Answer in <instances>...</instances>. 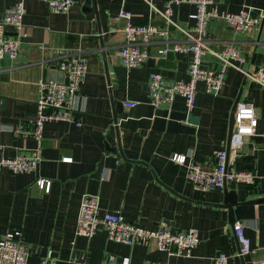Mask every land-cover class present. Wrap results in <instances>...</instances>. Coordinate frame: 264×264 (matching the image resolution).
Masks as SVG:
<instances>
[{"label":"crops","instance_id":"1","mask_svg":"<svg viewBox=\"0 0 264 264\" xmlns=\"http://www.w3.org/2000/svg\"><path fill=\"white\" fill-rule=\"evenodd\" d=\"M19 1L26 11V37L15 60H0V146L7 158L39 149L41 160L31 173L0 172V239L20 231L29 251L28 264H38L48 252L58 264H101L108 255L118 262L128 258L130 264H209L218 253L228 256V264L259 262L264 256V203L248 202L264 199V88L228 68L218 94L208 95L203 84L197 85L190 114L180 97L174 98L170 109L154 110L147 90L150 74L188 79L187 55L169 51L160 56L158 51L185 44L186 39L170 27L167 40H152L146 64L125 69L116 53L124 44V21L115 18L123 10L131 13L133 24L162 29L164 20L154 8L163 10L172 0H94L92 19L83 12L85 0H76L65 14L51 12L41 0H0V14ZM215 2L228 13L264 12V0ZM195 12L191 3L173 5L172 18L190 32ZM7 33L16 37L10 29ZM206 40L215 53L226 43L236 46L244 59L243 69L264 67V22L256 30L238 34L222 20L211 19ZM57 49L80 54L88 63L75 104L81 126L49 122L38 145L31 138L16 137L14 129L31 130L40 80L65 81L58 70ZM203 67L221 71L211 53L203 57ZM238 96V102L253 104L257 128L234 158L229 152V158L236 171L251 172L256 179L253 185L226 184L239 204L233 208L235 223L231 225L226 209L209 205L222 204L224 189L193 190L184 167L171 162V157L191 156L202 170L211 172L214 152L227 151L230 112ZM126 101L137 104L127 109ZM62 158L71 161L65 163ZM37 180L50 182L48 193L37 187ZM85 195L98 198L101 216L119 213L147 230L160 222L174 232L194 228L200 243L184 258L157 251L154 241L131 247L111 242L102 228L92 238L78 237V208ZM238 224L244 226L250 241L251 253L244 257L237 256L233 228ZM73 257L81 259L74 262Z\"/></svg>","mask_w":264,"mask_h":264},{"label":"built area","instance_id":"2","mask_svg":"<svg viewBox=\"0 0 264 264\" xmlns=\"http://www.w3.org/2000/svg\"><path fill=\"white\" fill-rule=\"evenodd\" d=\"M53 13L65 14L72 9L76 0H41ZM191 3L196 12L192 16L195 22L194 29L187 31L179 27L172 18L173 5ZM154 11L164 20L165 26L159 29L153 25H136L131 22L132 15L127 11H120L116 21H124L122 33L124 44L116 52L120 66L125 69L141 67L150 59L149 46L154 38L165 41L168 38L169 28L174 27L183 34L185 44H175L172 47L164 46L158 51L160 56H165L169 51L181 53L189 57L188 79L169 80L157 73L149 76L147 86L148 97L154 110L161 108L170 109L175 97L183 99L188 114L194 108L197 85L203 84L204 92L216 95L224 85V70L233 68L242 74L250 83L264 88V67L255 70L243 69L244 59L232 43L224 44L219 53L211 52L207 43L208 24L211 19L222 20L234 33L246 34L259 28L264 22V12L253 13L248 9L237 13H228L219 10L215 0H172L163 10L154 8ZM25 7L22 1L7 8L0 14V60L7 58L11 61L18 57L20 46L26 37L23 33V18ZM7 29L12 30L16 37L10 36ZM58 59V70L64 74L63 83L50 80H40L38 98L35 103V118L31 130L26 131L22 126L14 129L16 137L31 138L38 145L43 138L45 124L49 122H64L80 127L76 117V100L78 93L88 73L86 58L80 54L57 49L54 51ZM211 53L218 61L221 71L203 67V57ZM136 102L126 101L123 106L127 109L136 106ZM234 132L229 142V151L219 150L214 152V167L211 172H205L192 161L191 156L173 155L171 162L184 167L185 177L193 190L209 192L223 190L226 184L232 182L253 185L256 177L251 172H238L230 160L229 152L233 158L244 144L246 138L256 134L257 118L255 108L250 102H238L234 118ZM41 160L39 149L27 151L13 158L2 154L0 146V172L8 171L14 174H27L36 169ZM70 158H62V162H70ZM39 189L48 193L50 182L37 180ZM102 228L109 241L125 246L145 245L154 241L157 251L169 257L189 258L192 250L200 243L198 232L194 228L186 231L174 232L160 222L154 230L141 228L136 223L127 221L121 214H99V201L96 196L85 195L80 201L75 235L83 238H92ZM238 252L237 256L244 257L251 253L250 241L244 234L242 224L233 228ZM29 251L21 238L18 230L6 233L0 239V264H28ZM80 257H73L72 261H79ZM228 256L218 253L210 259L209 264H228ZM38 264H58L52 252L41 258ZM101 264H130L128 258L119 262L114 255H108ZM151 264H163L153 262ZM248 264H264V256L259 262Z\"/></svg>","mask_w":264,"mask_h":264},{"label":"water","instance_id":"3","mask_svg":"<svg viewBox=\"0 0 264 264\" xmlns=\"http://www.w3.org/2000/svg\"><path fill=\"white\" fill-rule=\"evenodd\" d=\"M91 4H93V9H95L94 0H85L84 6H83V12L90 19L93 18V15H92L93 10H92ZM219 70H220V68H219ZM238 101H239V96L236 98V100L233 104V107L231 109V112H230L228 140H227V152L229 150V142H230L231 135L234 132L233 118H234V113H235V109H236V106L238 104ZM190 119H192L191 116H190ZM114 121L116 122L117 120L114 119ZM107 150L112 152V153H116V150H114V149L107 148ZM223 196H224V198H223V202L221 205H212V204H209V205L226 209L228 211L229 223L231 225H233L235 223L234 216H233V208L239 205L237 203L236 193L233 191H227L226 187H224ZM248 203L249 204H261V203H264V199L253 200V201H250Z\"/></svg>","mask_w":264,"mask_h":264}]
</instances>
